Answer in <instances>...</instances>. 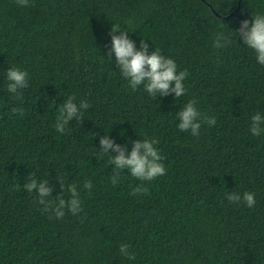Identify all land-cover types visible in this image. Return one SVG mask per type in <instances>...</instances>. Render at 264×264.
Returning a JSON list of instances; mask_svg holds the SVG:
<instances>
[{"label":"trees","instance_id":"1","mask_svg":"<svg viewBox=\"0 0 264 264\" xmlns=\"http://www.w3.org/2000/svg\"><path fill=\"white\" fill-rule=\"evenodd\" d=\"M30 3L0 0V264H264V133L250 132L251 117L264 115V65L236 32L264 14V0ZM113 23L137 48L143 39L149 54L160 49L187 69L185 95L132 91L111 52ZM217 32L228 47H213ZM13 66L29 74L22 99L7 91ZM73 94L90 107L60 134L58 109ZM189 100L216 117L199 136L177 127ZM105 134L128 152L136 139L157 138L166 174L142 182L125 169L113 185L110 155L97 156ZM30 175L49 180L52 198L58 178L65 199L75 182L83 211L52 219L23 188ZM138 184L148 194L130 195ZM244 191L255 194L254 207L227 199Z\"/></svg>","mask_w":264,"mask_h":264},{"label":"clouds","instance_id":"2","mask_svg":"<svg viewBox=\"0 0 264 264\" xmlns=\"http://www.w3.org/2000/svg\"><path fill=\"white\" fill-rule=\"evenodd\" d=\"M21 7H33L30 0H16ZM128 29H121V25L113 23L110 31L111 52L114 51L116 64L120 73L128 81V86L132 91H136L143 85L147 93L153 97L167 96L174 94L179 98L187 92L184 81L189 75L187 69L178 71L176 61L170 57L161 54L160 49H154L150 54L148 52L149 44L145 40L140 41V47L137 48L133 40L129 39ZM239 39L243 44L254 50L257 62L264 65V14H253L251 23L245 19L241 21L239 29L236 30ZM116 33H119L118 35ZM231 39L223 32L214 34L213 47L225 48L231 44ZM7 91L14 95L16 99H22L23 92L29 86V74L26 70L13 66L7 70ZM76 96L70 95L58 109V115L54 127L60 134H65L67 125L72 120L81 122L84 119V112L89 109L90 104L85 100H80L79 104L75 102ZM197 102L189 100L176 113L179 120L177 124L181 132H189L192 136H199L202 123L213 126L216 123V117L208 116L197 108ZM12 113L23 117L25 109L22 107H13ZM250 132L253 136H260L264 133V115L256 112L251 117ZM159 140L155 137L136 139L132 141L131 151L128 152L127 145H120L110 139L107 134L100 137L99 158L105 154L110 155L109 163L113 166L111 182L116 185L123 170H127L132 177L140 181H153L158 176L166 174V168L162 161L165 159L161 155L156 145ZM111 150L115 155L110 154ZM61 193L52 198V187L49 180L38 181L34 175H30L29 181L23 184V188L30 194L35 192L38 196V203L43 206L44 213H50L52 219H62L65 216V210L72 215H77L83 211L80 192L75 182L67 185L69 198L63 196L64 181L58 178ZM83 187L89 192L92 188L91 180H85ZM149 189L142 184L132 188L130 195L140 196L148 194ZM254 193L244 191L230 192L227 199L230 202L240 203L243 201L249 208L255 206ZM128 244H121L119 251L122 256L129 260H135L136 254L129 251Z\"/></svg>","mask_w":264,"mask_h":264}]
</instances>
